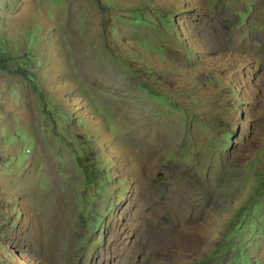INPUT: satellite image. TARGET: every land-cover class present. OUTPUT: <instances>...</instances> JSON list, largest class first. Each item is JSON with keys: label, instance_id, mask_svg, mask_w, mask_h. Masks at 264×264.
<instances>
[{"label": "rangeland", "instance_id": "rangeland-1", "mask_svg": "<svg viewBox=\"0 0 264 264\" xmlns=\"http://www.w3.org/2000/svg\"><path fill=\"white\" fill-rule=\"evenodd\" d=\"M0 264H264V0H0Z\"/></svg>", "mask_w": 264, "mask_h": 264}, {"label": "trees", "instance_id": "trees-1", "mask_svg": "<svg viewBox=\"0 0 264 264\" xmlns=\"http://www.w3.org/2000/svg\"><path fill=\"white\" fill-rule=\"evenodd\" d=\"M5 69H8L9 71H10V70L12 71L13 68H10V67H8V66H7V67L5 66Z\"/></svg>", "mask_w": 264, "mask_h": 264}, {"label": "bare ground", "instance_id": "bare-ground-1", "mask_svg": "<svg viewBox=\"0 0 264 264\" xmlns=\"http://www.w3.org/2000/svg\"><path fill=\"white\" fill-rule=\"evenodd\" d=\"M147 151H148V150H147ZM147 151H146V152H147Z\"/></svg>", "mask_w": 264, "mask_h": 264}]
</instances>
